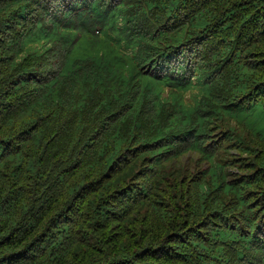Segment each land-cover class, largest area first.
Returning a JSON list of instances; mask_svg holds the SVG:
<instances>
[{
	"label": "trees",
	"instance_id": "16d2710c",
	"mask_svg": "<svg viewBox=\"0 0 264 264\" xmlns=\"http://www.w3.org/2000/svg\"><path fill=\"white\" fill-rule=\"evenodd\" d=\"M0 264H264V0H0Z\"/></svg>",
	"mask_w": 264,
	"mask_h": 264
},
{
	"label": "rangeland",
	"instance_id": "374dc122",
	"mask_svg": "<svg viewBox=\"0 0 264 264\" xmlns=\"http://www.w3.org/2000/svg\"><path fill=\"white\" fill-rule=\"evenodd\" d=\"M233 150H234V148H233ZM183 162L185 163L184 167H186V168L187 167H193L194 168L195 166H198L199 164H201V160H199L198 155H196L195 153H192V152H188L184 155ZM202 163H204V162H202ZM173 169H174V167H173ZM168 179H169V176H168Z\"/></svg>",
	"mask_w": 264,
	"mask_h": 264
}]
</instances>
